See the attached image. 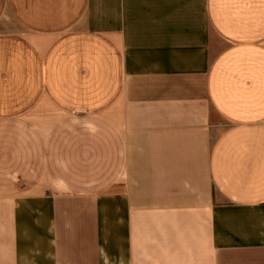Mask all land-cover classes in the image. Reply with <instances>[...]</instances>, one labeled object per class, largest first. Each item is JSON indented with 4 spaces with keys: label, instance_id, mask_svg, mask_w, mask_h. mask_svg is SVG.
Returning <instances> with one entry per match:
<instances>
[{
    "label": "crops",
    "instance_id": "crops-1",
    "mask_svg": "<svg viewBox=\"0 0 264 264\" xmlns=\"http://www.w3.org/2000/svg\"><path fill=\"white\" fill-rule=\"evenodd\" d=\"M0 264H264V0H0Z\"/></svg>",
    "mask_w": 264,
    "mask_h": 264
}]
</instances>
